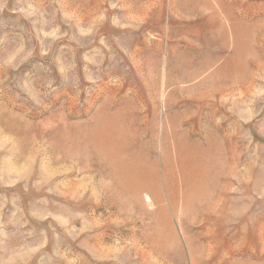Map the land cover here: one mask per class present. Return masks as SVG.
Instances as JSON below:
<instances>
[{
    "label": "rangeland",
    "instance_id": "rangeland-1",
    "mask_svg": "<svg viewBox=\"0 0 264 264\" xmlns=\"http://www.w3.org/2000/svg\"><path fill=\"white\" fill-rule=\"evenodd\" d=\"M0 264H264V0H0Z\"/></svg>",
    "mask_w": 264,
    "mask_h": 264
}]
</instances>
